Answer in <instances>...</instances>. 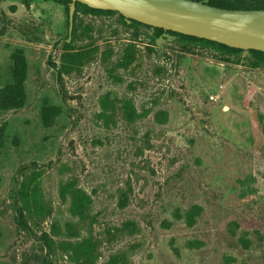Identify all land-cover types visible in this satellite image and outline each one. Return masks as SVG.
<instances>
[{"label":"rangeland","instance_id":"1","mask_svg":"<svg viewBox=\"0 0 264 264\" xmlns=\"http://www.w3.org/2000/svg\"><path fill=\"white\" fill-rule=\"evenodd\" d=\"M30 4L0 0V264H264V53Z\"/></svg>","mask_w":264,"mask_h":264},{"label":"water","instance_id":"2","mask_svg":"<svg viewBox=\"0 0 264 264\" xmlns=\"http://www.w3.org/2000/svg\"><path fill=\"white\" fill-rule=\"evenodd\" d=\"M69 31L72 33L76 4L102 11H113L129 23L144 25L150 36L156 28L165 32L205 39L243 51L264 52V9H226L209 4V0H69ZM165 34L156 39L159 55L164 45L176 40ZM71 36L68 39L70 42Z\"/></svg>","mask_w":264,"mask_h":264},{"label":"trees","instance_id":"3","mask_svg":"<svg viewBox=\"0 0 264 264\" xmlns=\"http://www.w3.org/2000/svg\"><path fill=\"white\" fill-rule=\"evenodd\" d=\"M24 6L26 7V9H30V1L31 0H22ZM55 1H60L62 2L64 5H66V7L69 9L70 6V1L69 0H55ZM194 1H200V0H194ZM209 4L215 7H220V8H226V9H243V10H256V9H264V0H209ZM79 6H83L91 11L94 12H98V13H112L113 11H102V10H95L92 8H89L86 5H83L81 3H77L76 4V9ZM122 18L125 20L126 25L129 26H133V24H139L141 25V23H138L136 21H130V23L122 16ZM154 31H160L161 35L165 32L162 29H158L156 28ZM147 33V32H145ZM170 35L176 36L178 37L180 40H184V39H194V40H201L204 41L206 43H210V44H215L218 45L220 47H223L225 49H228L230 51H235L237 52L236 57L239 60H245L247 62V64L251 67V68H258V62L255 61L252 56L251 57H247L246 59L242 57L243 51L240 49H236V48H231L216 42H212L209 40H205V39H199L196 37H191V36H187V35H182V34H178V33H174V32H167ZM148 34V33H147ZM149 35V34H148ZM160 35V36H161ZM150 36V35H149ZM254 51V50H252ZM250 51V52H252ZM260 52V51H257ZM260 53H264V52H260ZM52 116L47 117V120L51 119ZM74 206L72 205V207H70V210L72 211V214H76L75 210H74ZM24 208L26 209V211H28V217L24 212H21L20 217L18 219V222L20 223V225L22 226H28L30 223L29 221H32V223H34L35 225L40 224V220L36 219L35 216H33V214L31 213V209L27 208L24 206ZM48 212V211H47ZM76 225H79L78 222L73 223V221L67 222L65 225V231L69 234H73L77 232V227ZM61 228L59 225L57 224H52V233L54 235H59L61 233ZM78 234V233H76ZM45 242L47 244H55V241L51 238L48 237L47 239H45ZM68 242V241H67ZM94 241L89 238L88 240H83L81 242L77 241L74 243H71V241H69L67 243V248L63 249L65 250V252H67V256L69 259H71L75 264H94L95 260H94V256H93V252H95V244L93 243Z\"/></svg>","mask_w":264,"mask_h":264},{"label":"flooded vegetation","instance_id":"4","mask_svg":"<svg viewBox=\"0 0 264 264\" xmlns=\"http://www.w3.org/2000/svg\"><path fill=\"white\" fill-rule=\"evenodd\" d=\"M165 34H168L167 32H164L161 36H164Z\"/></svg>","mask_w":264,"mask_h":264}]
</instances>
